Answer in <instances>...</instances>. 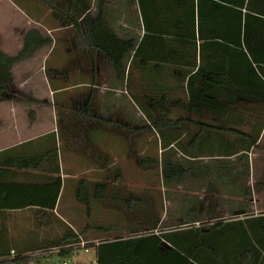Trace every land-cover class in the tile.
I'll use <instances>...</instances> for the list:
<instances>
[{"label":"crops","instance_id":"crops-1","mask_svg":"<svg viewBox=\"0 0 264 264\" xmlns=\"http://www.w3.org/2000/svg\"><path fill=\"white\" fill-rule=\"evenodd\" d=\"M99 1L91 0L87 14L92 18L97 15ZM106 1L107 26L117 36L133 38L137 44L143 27L137 6L133 5L135 10L128 6L135 0ZM69 7L68 0H0V49L5 54L17 55L32 29L45 40L27 58L12 65L11 80L0 96V249L50 251L51 248L44 247H52L64 234L71 236L79 231H85L79 234L80 242L66 248L74 250L81 243L90 247L97 243L95 239H104L102 233L100 236L93 233L102 226L92 224V218L103 209L110 171L115 172L114 180H120L125 160L138 170L157 165L153 161L156 158L140 156L154 154L157 147L161 166L162 160L174 164L168 154H182L174 143L160 147L158 133L128 92L127 77H119L102 52L75 45L76 30L63 17ZM132 55L130 52L123 58L126 71ZM154 71L152 67H134L131 89L150 113L158 117L161 110L145 102L144 97L154 87L158 89L159 83L166 84L162 90L172 91L176 78L168 69L162 81L153 76ZM173 96L181 97L172 91L169 97ZM89 97L90 105L86 108ZM169 116L182 117L192 133L193 129L198 132V126L189 121H204L203 117L199 120L177 106ZM140 127L144 129H136ZM162 155L169 159H163ZM80 180L87 183L91 194L97 185H103L104 196L78 201L75 191ZM255 201L248 197L246 209L253 207ZM220 211L214 216H224ZM250 213L248 216L258 215ZM201 215L200 211L177 215L166 210L152 233L191 227H168L163 222L167 218H186L193 226H202ZM224 220L222 217L217 221ZM143 232L136 230L130 234ZM169 246L164 240L161 249ZM52 260L41 262L54 264Z\"/></svg>","mask_w":264,"mask_h":264},{"label":"trees","instance_id":"trees-1","mask_svg":"<svg viewBox=\"0 0 264 264\" xmlns=\"http://www.w3.org/2000/svg\"><path fill=\"white\" fill-rule=\"evenodd\" d=\"M68 1L70 7L63 17L76 30L75 45L102 52L117 75L127 77L129 94L158 133L163 148L174 143L183 154L199 158L234 156L257 145L264 128V0H135L128 6L130 10H135L133 5L137 6L143 27L137 44L133 38L117 36L107 26L106 0L99 1L93 18L87 14L91 0ZM44 42L32 29L17 55L8 56L0 49V96L11 80L12 65L27 58ZM130 52L133 55L126 71L123 58ZM138 66L152 67L153 76L162 81L164 73L171 70L172 77L176 78L171 90L183 93L181 97H169L172 91L162 90L166 84L160 83L158 89L150 90L144 100L161 110L158 117L150 113L131 89L132 70ZM90 98L86 100V108ZM175 106L199 120L204 118L197 123L189 121L198 126V132L189 140L192 151L180 145L182 136L189 134L184 129L187 121L169 116ZM213 111L225 121L217 124L208 120L207 115ZM246 118L256 121L248 131L241 128ZM121 126L126 127L123 123ZM224 133L233 139L228 140ZM211 139L226 146L207 151L203 145H208ZM153 161L158 164L157 160ZM242 163H225L221 167L233 174ZM187 172L181 165L170 163H164L161 168V174L168 181H178ZM83 183L80 180L75 191L78 201L104 196L103 185H97L91 194L90 187ZM140 201L133 194L125 199L129 208ZM194 210L189 212L193 214ZM156 219L150 227L140 229L144 231L140 235L106 238L91 245L95 249L96 264H264V221L261 222L264 214L215 221L205 230L202 226H191L160 234L152 233L159 217ZM98 230L107 237V227ZM79 234L62 235L52 246L61 249L40 250L43 253L36 256L27 255L34 250H13L11 255L9 248L0 249V264L39 263L49 258L63 261L73 251L66 246L79 243ZM164 240L170 246L163 250Z\"/></svg>","mask_w":264,"mask_h":264},{"label":"rangeland","instance_id":"rangeland-1","mask_svg":"<svg viewBox=\"0 0 264 264\" xmlns=\"http://www.w3.org/2000/svg\"><path fill=\"white\" fill-rule=\"evenodd\" d=\"M115 1L121 2L120 0ZM178 95L183 96V93L179 91ZM207 116V119L213 123L219 124L225 121V118H222L215 111ZM255 122L254 119L246 118V122L241 128L248 131ZM184 129L187 130V126ZM191 131H189L188 135L184 134L180 141V145L190 151H192V146L189 140L193 133L196 134V130L193 129V133ZM224 135L228 140L233 139L230 134L224 133ZM225 146V143L223 144V142L221 143L215 139H211L208 145H203L207 151H215ZM159 151V147H157V151L154 154L146 155L142 153L140 155L144 159L156 158L158 164L155 166L138 170L134 168L135 164H133L134 166L132 164L128 165V161L125 160V170L122 171L123 176L120 180H114L115 172L110 171L107 198L103 202V209L98 212L97 216L94 214L92 218V224L108 228L105 233L107 237L103 234L104 239L116 236H130L133 234H130L131 231L150 227L157 220L156 218L161 216L166 210L177 215L186 214L190 209H195L194 212L196 211L197 213L200 211L202 218H200L199 225L202 226H207L222 217L227 219L248 216L251 214L250 212L253 214H264V130L261 141L254 148L248 152L241 151L234 156L189 158L180 150L182 153L180 156L178 154H168L171 156L169 157L174 163L173 165H181L188 169L183 179L179 181H168L161 174V168L165 162L162 160V166L159 164ZM162 157L163 159H169L165 158L164 155ZM239 160L243 163L234 170L233 174H228L221 167V164H235L240 162ZM129 194L141 198L140 202L130 208L125 202ZM251 196L256 201L253 203V207L246 209L245 202ZM219 209L221 213L224 212V216H214L217 215L216 212ZM242 209L245 211H242ZM189 214L191 215L192 213L189 212ZM163 222H166V225L171 228L194 225L191 220L186 218L184 220L167 218ZM93 233L98 234L99 232L94 231ZM98 235L100 236V234ZM95 240V242H99L98 239ZM48 246L50 245L44 248H51L50 250L53 252L55 248ZM72 252L69 259H67L68 257L65 258L66 261L90 264V262L96 260L95 250L92 246L88 247L87 250L83 247L74 248ZM42 253L43 251L34 250L28 252L27 255L36 256ZM52 261L54 264L62 263L58 259H53ZM29 264L45 263L30 262Z\"/></svg>","mask_w":264,"mask_h":264},{"label":"built area","instance_id":"built-area-1","mask_svg":"<svg viewBox=\"0 0 264 264\" xmlns=\"http://www.w3.org/2000/svg\"><path fill=\"white\" fill-rule=\"evenodd\" d=\"M80 246L83 247L85 250H87V248H88L84 243H81ZM11 254L12 255L14 254L13 250H11ZM61 264H79V263H70V262L64 260V261H62ZM81 264H89V263H81ZM90 264H96V260L94 262H90Z\"/></svg>","mask_w":264,"mask_h":264}]
</instances>
